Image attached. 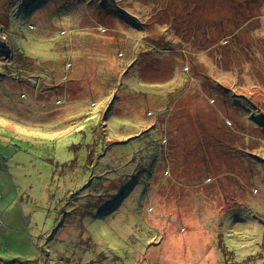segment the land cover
I'll use <instances>...</instances> for the list:
<instances>
[{"label":"rangeland","instance_id":"obj_1","mask_svg":"<svg viewBox=\"0 0 264 264\" xmlns=\"http://www.w3.org/2000/svg\"><path fill=\"white\" fill-rule=\"evenodd\" d=\"M172 1L0 0L7 264H159L189 249L196 264H264V44L261 70L240 74L247 45L197 51L185 30L208 13L264 39V0Z\"/></svg>","mask_w":264,"mask_h":264},{"label":"trees","instance_id":"obj_2","mask_svg":"<svg viewBox=\"0 0 264 264\" xmlns=\"http://www.w3.org/2000/svg\"><path fill=\"white\" fill-rule=\"evenodd\" d=\"M199 2H194V0H189V1H185L184 3L180 4L178 2H176L175 0L172 1V6L174 7H179L181 9H189V7L191 6H197L198 8H210L213 6H217L220 9H226L229 7H233L234 9H237V4L240 2H249L250 0H198ZM257 4H255L256 6ZM264 7V4H262L259 8L255 7V10H259L261 8ZM117 11H119L120 6L116 8ZM206 12V10H205ZM207 15L209 16V18L211 20H213V22H207L203 19V23L201 24H197V25H203L205 26L204 30L199 28L197 30L191 29V28H187L185 29L186 31H188L191 35H193V38H191L190 40H187L188 45L192 48H195L197 51H200L199 45L201 43V41H205V45L203 46V50H207L209 49L212 45H218L220 43V41L223 38H226V42L227 44H224V51L228 52L230 51H234L237 50L241 51V48L243 46H248L249 49V54L250 57H246V55H243V52H240L238 55V58L233 62V68L232 70L238 69L240 70V74L242 73V66L244 64H248L249 62V67H247L246 70H250L251 73L254 74L255 76V71H259L261 70L260 65H261V60L259 59V57L257 56V54L253 51V49L257 48L258 46H262L264 44V39L262 37H254L253 42L249 43V40H247L246 35H248V31L246 30L247 27L249 25H245L244 23L241 22V20L237 19V18H229V17H217V18H213L210 14L207 13ZM217 29L216 32L212 31V29ZM205 31L208 33V36L205 35ZM252 32V31H250ZM198 33H203L202 35L205 37L202 39V37H200V35ZM216 36L218 38L216 39H212L211 36ZM233 35V36H232ZM229 51V52H230ZM234 58L231 57L230 60ZM223 91L227 90L226 87H222ZM248 94H252V90L248 91ZM237 96L242 97L243 99L246 98L245 95H241V94H237ZM89 117V116H88ZM91 119V117H89ZM110 125V124H109ZM108 125V127H109ZM153 128L156 132L157 131V127H150ZM148 128L145 131L140 132L138 135H135L133 138H128L129 140H127L126 142H129L132 139H144L146 137H148L151 133L152 130ZM92 132V131H91ZM109 142V141H108ZM110 144V143H109ZM163 144V142H162ZM162 144H158V152H159V157L161 152H163V147ZM147 148V146H145ZM156 150H148L147 152H140L141 157L145 160H147L148 158H152L154 156V154L157 152ZM166 149V148H165ZM168 149H166L167 151ZM107 156V155H106ZM158 157V159H159ZM47 258L50 259V257L48 256ZM1 260V259H0ZM48 262V260H47ZM0 264H7L6 262L0 261ZM47 264V263H46Z\"/></svg>","mask_w":264,"mask_h":264},{"label":"crops","instance_id":"obj_3","mask_svg":"<svg viewBox=\"0 0 264 264\" xmlns=\"http://www.w3.org/2000/svg\"><path fill=\"white\" fill-rule=\"evenodd\" d=\"M2 226H0V228H1ZM157 245H160V243L159 244H157ZM161 246H159V247H156V248H154V251L155 250H161ZM196 248V247H195ZM194 248V253L196 254L197 252H196V250L197 249H195ZM165 250H166V248H165ZM206 254V253H205ZM49 256V254H46V257H48ZM176 257V259H178L177 260V263L178 264H189V262L191 261V264H196V259H195V257L192 255V252H191V249H189V251L188 252H186L185 253V255H184V253H183V257L181 256V254H179V255H174V253H173V250H170V252H165V253H163V262L161 261L159 264H169V261L171 260L170 258L171 257ZM206 256H207V259H206V263L205 264H216V263H213V259H210V255L208 256L207 254H206ZM209 257V258H208ZM1 260L0 261H2V258H0ZM208 260V261H207ZM154 264H156V262L154 263Z\"/></svg>","mask_w":264,"mask_h":264},{"label":"bare ground","instance_id":"obj_4","mask_svg":"<svg viewBox=\"0 0 264 264\" xmlns=\"http://www.w3.org/2000/svg\"><path fill=\"white\" fill-rule=\"evenodd\" d=\"M1 47H2L3 49H7L6 44H2V43H1Z\"/></svg>","mask_w":264,"mask_h":264}]
</instances>
